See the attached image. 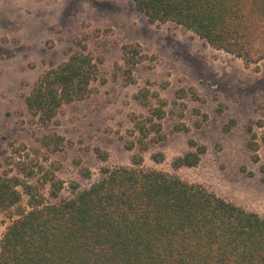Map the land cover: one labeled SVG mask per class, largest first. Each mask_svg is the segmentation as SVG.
Returning a JSON list of instances; mask_svg holds the SVG:
<instances>
[{"label": "rangeland", "instance_id": "rangeland-1", "mask_svg": "<svg viewBox=\"0 0 264 264\" xmlns=\"http://www.w3.org/2000/svg\"><path fill=\"white\" fill-rule=\"evenodd\" d=\"M78 41L103 58L95 93L66 105L44 126L28 111L25 99L45 72L67 61L72 48H80ZM128 44H138L147 55L134 70L133 82L123 71L122 49ZM145 87L169 102L165 139L147 151L139 145L129 151L126 146L139 138L132 117L147 116L135 99ZM181 89H194L199 100L191 95L177 99ZM259 121L264 122V60L246 65L176 24H151L128 0H0V175L16 172L8 158L22 159L29 167L38 159L44 171L55 172L64 183L60 201L91 187L103 168L134 167L132 158L141 155V168L201 185L264 218V148L259 161H253L246 131L254 122L259 140L264 131ZM180 123L189 133L175 130ZM51 135L64 139L58 152L42 145ZM190 140L206 146V154L195 168L175 169L174 160L190 150ZM44 171L30 183L36 184ZM10 222L9 214L0 213V242Z\"/></svg>", "mask_w": 264, "mask_h": 264}, {"label": "trees", "instance_id": "trees-1", "mask_svg": "<svg viewBox=\"0 0 264 264\" xmlns=\"http://www.w3.org/2000/svg\"><path fill=\"white\" fill-rule=\"evenodd\" d=\"M128 1L151 24H176L246 65L264 60V0ZM77 45L80 48H72L67 61L38 79L25 99L28 111L44 126L51 125L66 105L95 93L103 58L82 41ZM122 50L124 74L133 82L134 70L147 55L138 44ZM188 95L199 100L194 89L176 92L180 100ZM135 99L148 112L132 117L139 138L126 148L132 151L139 145L147 151L150 144L165 139L169 102L148 87L140 89ZM235 124L232 120L230 125ZM195 125L199 128L201 123ZM253 126L251 122L246 127L251 135L247 147L258 162L264 131L258 140ZM257 126L264 130L263 121ZM175 130L189 133L190 128L180 123ZM154 134L158 137L151 138ZM63 144L57 135L42 140L50 153L60 151ZM189 147L174 160L175 169L197 167L207 152L195 140ZM97 153L107 159V154ZM7 161L16 172L0 175V213L11 218L0 242V264H264V218L201 185L141 168V155L132 158L134 167L103 168L91 187L60 201L64 183L55 172L44 171L38 159L31 160L30 167L22 159ZM39 171L44 174L31 184Z\"/></svg>", "mask_w": 264, "mask_h": 264}, {"label": "bare ground", "instance_id": "bare-ground-1", "mask_svg": "<svg viewBox=\"0 0 264 264\" xmlns=\"http://www.w3.org/2000/svg\"><path fill=\"white\" fill-rule=\"evenodd\" d=\"M61 1H62V0H61ZM58 3H60V2H57V4H58ZM57 4H56V6H55L54 4H53V5H54L55 7H57ZM60 4H61V3H60ZM44 5H45V4H44ZM51 6H52V5H51ZM54 6H53V7H54ZM64 6H65V5H64ZM47 7H49V6H47ZM46 9H48V8H46ZM53 11H55V10H53ZM59 11H60V10H59ZM51 12H52V11H51ZM48 14H49V13H48ZM55 14H57V13H55ZM49 15H50V14H49Z\"/></svg>", "mask_w": 264, "mask_h": 264}]
</instances>
